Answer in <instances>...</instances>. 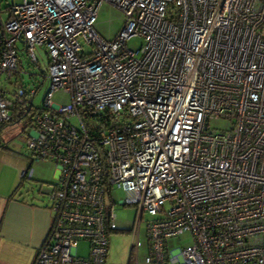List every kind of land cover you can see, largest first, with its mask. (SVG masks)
Instances as JSON below:
<instances>
[{
    "label": "built area",
    "instance_id": "obj_1",
    "mask_svg": "<svg viewBox=\"0 0 264 264\" xmlns=\"http://www.w3.org/2000/svg\"><path fill=\"white\" fill-rule=\"evenodd\" d=\"M108 1L125 15L110 40L94 29ZM19 43L52 80L25 141L60 171L32 264H108L116 187L138 232L149 215L145 264H264V0H0V76L22 72ZM36 91L0 88V125Z\"/></svg>",
    "mask_w": 264,
    "mask_h": 264
},
{
    "label": "rangeland",
    "instance_id": "obj_2",
    "mask_svg": "<svg viewBox=\"0 0 264 264\" xmlns=\"http://www.w3.org/2000/svg\"><path fill=\"white\" fill-rule=\"evenodd\" d=\"M20 1V0H17ZM7 15V12L5 13ZM125 21V15L122 10H120L114 4L108 2H103L99 8L97 14V21L94 24V29L105 39L110 40L116 37V35L122 29ZM143 39L134 35L129 41V46L135 48L140 46ZM21 56L20 68L22 72L15 73L8 78L6 73L0 76V88L5 89L13 97L16 95L18 86L22 84L29 90L30 88L37 87V93L32 96H28V102L31 98L32 103L36 108L43 105V101L48 94V90L51 87L52 80L49 77H43L44 72H48V57L45 54L43 48L38 47L36 49L37 55H39V65L35 64L31 58L27 55L25 51V46L19 43ZM31 73H34L33 75ZM52 101L59 105H63L65 102L69 101V95L61 90H56ZM33 117V111H30L21 120L16 123L10 124L5 127V130L1 132V136L10 141V145L15 147L21 153L26 155L27 163L33 166V178L24 179V192L28 194L31 198L41 199L43 202L49 203V199L45 192H49L50 187H48L47 182H56L58 176L56 172L58 170V164L50 159H36L32 153H29L26 141L24 125L25 121ZM230 121L227 119H214L213 125L216 127L223 128L224 126H229ZM27 131L32 129V126L27 127ZM34 129V128H33ZM12 135V136H11ZM10 167H6V171H10ZM126 194L122 188H115L113 191V197L117 201V216H116V226L117 230L110 233V251L108 255L109 264H127L130 259V254L132 250V243L138 237L140 242V261L141 264H145L146 254L148 253L149 244L147 242V218L148 213L145 214V218L142 220L139 232L137 211L135 205L129 204L125 206L122 201L126 200ZM193 241L192 233L186 232L181 237H176L171 239L170 243L173 246L179 247L182 245L191 244ZM78 252L80 255L87 254L89 252V243L83 240L82 243L78 245Z\"/></svg>",
    "mask_w": 264,
    "mask_h": 264
},
{
    "label": "crops",
    "instance_id": "obj_3",
    "mask_svg": "<svg viewBox=\"0 0 264 264\" xmlns=\"http://www.w3.org/2000/svg\"><path fill=\"white\" fill-rule=\"evenodd\" d=\"M2 140L12 149L0 147V264H32L52 226L54 212L48 196L51 188L45 192L49 203L26 194L21 188L26 178L23 179L21 173L33 166L8 139L2 136ZM7 166L10 171H6ZM59 173L58 168V178ZM49 183L56 182H47L48 187Z\"/></svg>",
    "mask_w": 264,
    "mask_h": 264
},
{
    "label": "trees",
    "instance_id": "obj_4",
    "mask_svg": "<svg viewBox=\"0 0 264 264\" xmlns=\"http://www.w3.org/2000/svg\"><path fill=\"white\" fill-rule=\"evenodd\" d=\"M29 91V90H28ZM31 94V92H29L28 96ZM32 95V94H31ZM28 96L25 98V103L24 104H20L18 102V100L15 101L14 103V110H13V115H12V118L9 119V120H6L5 123H3L2 125H0V147H2L3 149H12V147L9 146L8 142L7 141H4L2 140V136H1V132L3 130H5V127L10 125V124H13V123H16L18 120H21L23 117H25V115L27 113H29L30 111H34V104L32 103V99L30 100V102H28ZM36 108V107H35ZM34 117V116H33ZM33 117H30L29 120L25 121V125H24V132L25 134H27L29 131H27V127H29V125L32 124V119ZM26 146H27V149L29 151V148H28V145H27V142H26ZM29 153H32L31 151H29ZM33 155V153H32ZM34 156V155H33ZM31 165V163L29 164ZM32 166V165H31ZM22 178H26V177H23Z\"/></svg>",
    "mask_w": 264,
    "mask_h": 264
},
{
    "label": "clouds",
    "instance_id": "obj_5",
    "mask_svg": "<svg viewBox=\"0 0 264 264\" xmlns=\"http://www.w3.org/2000/svg\"><path fill=\"white\" fill-rule=\"evenodd\" d=\"M21 177H22V176H21ZM117 229H118V228H117ZM117 229H116V230H117ZM116 230H115V231H116Z\"/></svg>",
    "mask_w": 264,
    "mask_h": 264
},
{
    "label": "water",
    "instance_id": "obj_6",
    "mask_svg": "<svg viewBox=\"0 0 264 264\" xmlns=\"http://www.w3.org/2000/svg\"><path fill=\"white\" fill-rule=\"evenodd\" d=\"M32 178V177H31ZM31 178H29V179H31Z\"/></svg>",
    "mask_w": 264,
    "mask_h": 264
}]
</instances>
